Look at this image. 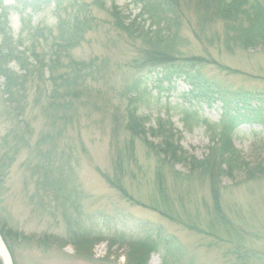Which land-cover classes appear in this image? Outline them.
<instances>
[{
  "label": "rangeland",
  "instance_id": "obj_1",
  "mask_svg": "<svg viewBox=\"0 0 264 264\" xmlns=\"http://www.w3.org/2000/svg\"><path fill=\"white\" fill-rule=\"evenodd\" d=\"M96 2L0 0V241L10 264H230L233 237L204 235L149 207L160 202L157 162L142 136L132 138L124 129L133 98L131 104L148 119L146 127L158 118L169 120L182 149L202 159L220 130L213 124L222 112L219 103L208 107L181 97L188 90L182 81L176 90L158 93L147 69L132 67L141 42H129L107 13L114 5L132 18L138 12L132 0ZM73 14L90 20L64 54L54 41L56 25ZM172 45L181 59L200 57L197 65L214 85L260 97L264 122V46L201 43L187 29ZM138 77L147 85L129 92ZM262 122L242 123L231 134L250 167L264 159ZM160 170L175 213L206 228L212 206L205 177L176 179L173 171L188 172L183 164H161ZM116 176L126 197L107 183ZM220 182L223 211L241 227L259 264L264 174Z\"/></svg>",
  "mask_w": 264,
  "mask_h": 264
},
{
  "label": "trees",
  "instance_id": "obj_2",
  "mask_svg": "<svg viewBox=\"0 0 264 264\" xmlns=\"http://www.w3.org/2000/svg\"><path fill=\"white\" fill-rule=\"evenodd\" d=\"M94 3L98 4L96 0ZM132 4L138 10L132 18L122 14L114 5L107 9L114 26L128 37L129 42L138 40L142 44L138 50L139 55L132 60V67L147 69L158 93L174 91L177 81H182L188 90L181 92V97L194 99L208 107L218 102L222 109L219 121L213 123L220 128L218 136L212 139L207 155L198 159L186 153L178 144L169 120L158 118L153 127H146L148 119L137 112L131 104L133 98H130V105L125 111V132L132 138L142 136L148 152L157 162L155 187L160 202L151 203L149 207L162 217L188 229H196L204 235L218 238L217 233L220 232L233 237L236 242L228 252L233 256L230 264H256L253 251L245 245L241 227L230 221L223 211L221 191L224 186L220 181L224 177L232 180L237 174L245 178L264 174V159L250 167L249 162L243 159L231 143V134L237 126L250 121L262 122L259 114L262 99L247 91L231 92L214 85L202 75L197 65L203 60L193 56L181 59L178 57L180 52L175 51L172 43L181 30L187 29L201 43L242 49L264 46V0H132ZM71 18L70 22L59 21L56 25L54 41L64 54L78 44V32L90 20L78 14H73ZM216 25H220V28L217 29ZM1 74L8 79L5 71ZM146 85L145 77L134 78L128 90L137 93ZM252 102L257 105H252ZM248 113H252L251 117L246 116ZM161 164H169L171 167L183 164L188 172L180 174L173 171L178 180H188L193 173H197L208 181L212 208L208 211L206 228L192 220L180 219V215L175 213L172 202L164 195ZM115 167L119 173L124 172L123 159L118 157ZM120 179L119 176L108 178L107 183L126 197ZM147 244L154 247L156 243L149 241ZM259 264H264V261Z\"/></svg>",
  "mask_w": 264,
  "mask_h": 264
},
{
  "label": "bare ground",
  "instance_id": "obj_3",
  "mask_svg": "<svg viewBox=\"0 0 264 264\" xmlns=\"http://www.w3.org/2000/svg\"><path fill=\"white\" fill-rule=\"evenodd\" d=\"M0 260L2 261L3 264H10V261L8 259V255L6 253L4 246L1 243V241H0Z\"/></svg>",
  "mask_w": 264,
  "mask_h": 264
},
{
  "label": "water",
  "instance_id": "obj_4",
  "mask_svg": "<svg viewBox=\"0 0 264 264\" xmlns=\"http://www.w3.org/2000/svg\"><path fill=\"white\" fill-rule=\"evenodd\" d=\"M0 264H3L1 260H0Z\"/></svg>",
  "mask_w": 264,
  "mask_h": 264
}]
</instances>
